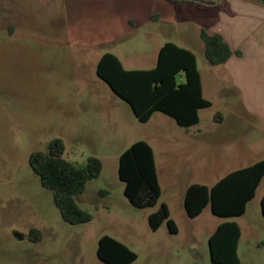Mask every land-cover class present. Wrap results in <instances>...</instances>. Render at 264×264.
<instances>
[{"label":"rangeland","instance_id":"374dc122","mask_svg":"<svg viewBox=\"0 0 264 264\" xmlns=\"http://www.w3.org/2000/svg\"><path fill=\"white\" fill-rule=\"evenodd\" d=\"M148 1L137 0L131 8L120 0H0V264H104L95 253L103 235L134 252L132 264H213L207 240L227 221L240 229L239 264L264 262V247L259 246L264 241V179L239 217L215 216L207 205L189 218L179 203L187 185L210 187L237 167L221 164L227 147L232 146L235 158L240 156L232 165L264 158V133L227 110H220L226 120L222 125L214 122L219 106L229 98L224 94L219 103L201 111L198 128L184 141L180 129L170 128L173 119L160 112L147 123L138 122L128 104L96 76L98 54L105 46L93 47V22L135 18ZM216 1L154 0L159 19L141 23L115 43L124 67L153 68L158 47L172 42L194 53L203 93L214 97L219 86L216 69L204 57L199 28L204 26L201 18L214 13L203 3ZM158 122L163 123L159 129ZM54 139L62 140L64 159L76 166H84L88 157L101 161L99 177L87 182L77 199L91 214L89 223L63 221L51 191L42 187L29 165L30 154L46 151ZM138 139L151 141L162 186L157 203L146 208L128 202L117 176L119 152ZM105 147L112 150L103 152ZM162 201L169 203L175 233L165 222L156 231L149 227L148 215ZM32 229L39 241L29 239Z\"/></svg>","mask_w":264,"mask_h":264},{"label":"trees","instance_id":"16d2710c","mask_svg":"<svg viewBox=\"0 0 264 264\" xmlns=\"http://www.w3.org/2000/svg\"><path fill=\"white\" fill-rule=\"evenodd\" d=\"M199 36L210 66L222 65L231 57L232 51L220 34L201 29ZM95 73L128 104L140 123H146L153 113L160 112L187 129L198 123V111L210 106V102L202 97L194 54L172 42L160 47L152 69L126 70L116 56L105 53L97 62ZM64 151L62 140L54 139L46 151L30 154L29 165L42 187L51 191L63 221L70 225L89 223L92 216L78 205L77 199L84 193L87 182L99 177L101 161L88 157L85 165L79 167L64 159ZM117 176L123 183V195L133 207H152L159 200L153 153L146 142L136 141L120 154ZM263 176L264 160H261L228 173L211 187L190 185L183 201L187 217H197L207 205L218 217L243 215ZM260 211L264 217V195L260 200ZM147 220L152 231L165 222L168 231L175 233V225L164 204L149 214ZM28 237L39 241L40 236L32 229ZM239 239L240 229L235 222L220 223L207 240L210 261L213 264H239ZM259 246L264 247V241ZM95 253L104 264H132L137 259L128 247L108 235L98 239Z\"/></svg>","mask_w":264,"mask_h":264},{"label":"crops","instance_id":"0c3cea01","mask_svg":"<svg viewBox=\"0 0 264 264\" xmlns=\"http://www.w3.org/2000/svg\"><path fill=\"white\" fill-rule=\"evenodd\" d=\"M120 1L123 4L124 3L128 4L131 8H134L138 3L137 0H120ZM153 1L154 0H149L147 2L149 6L145 7L144 11L139 10L140 13L135 14V18L124 17L121 20L104 19L93 22V26H94L93 31L95 33L91 34V37H95V38L92 45L93 47L94 45L105 46L103 49H100L97 62L99 61L100 57L103 54L111 53L117 57L123 68L126 69L119 57V53H121V50L117 52L118 48L115 47V43L118 42L120 40V37L125 35L127 32H131L133 29H136L137 26H141V23L151 24L153 21L159 19V16L155 14L156 11L154 7H152L151 3ZM203 6L206 7V9L207 8L213 9L214 13L210 15L206 14L203 18H201V21L205 27L202 25L199 28V34L201 29L205 30L210 34L212 33L220 34L225 40V42L228 44L230 50L232 51V55L227 60L226 63L218 66H210L211 69H216L215 70L216 79H218L217 82L219 85L218 89L215 92L214 97H205L203 93L202 78L198 70L200 75L202 97L210 102V106L219 103L218 98L224 94L228 95L229 98L234 97L232 100L226 97V101L222 102V104L219 106V111L215 114L213 121L217 122L218 125H222L226 120H225V116L221 113L220 110H227L229 111V115L234 119L239 120L240 122L244 123L245 125H247L252 129H256L264 133V0H218L216 2L203 3ZM72 37L75 36L72 35ZM76 37H81V35H76ZM162 45L158 47L156 51L157 54ZM157 54H156V62H157ZM126 70H144V69H126ZM223 82H227L229 85L227 84L228 86L224 88V86H222ZM202 110L204 109L198 111V123L196 125L184 129L178 126L173 120L175 126L173 127L170 126V128H173L172 130L175 129L174 131H178L180 129L179 130L181 131L180 138L182 140L185 141L186 139H189L190 137H192V128H198V125L200 124V113ZM156 113L157 112L153 113L147 122H149L153 117H156L155 116L157 115ZM123 114L126 116V110H124ZM121 116L122 115L120 111L119 117ZM256 122H259L260 127L256 125ZM162 126H163L162 122L161 123L158 122L156 125L158 129L161 128ZM197 133L204 135L207 132L197 131ZM136 141L146 142L152 150L155 171H156V176H157V181L160 188V196H161L162 186L156 168L155 152L153 149V145L149 139H138ZM136 141H131L128 147H130V145H132ZM106 147L105 149H101V150L103 152L112 150V149H107ZM231 147L232 146L227 147L226 150L228 151L224 152L227 154L221 164L223 165L226 163L230 167L232 166H237V167H235V169H232L226 174L219 177L214 183H212V185H214L217 181H219L221 178H223L232 171L248 167L258 161L264 160V158L257 159L252 163L243 166L232 165L233 162L237 163L240 156H236L235 158L233 156L234 151ZM126 149L119 152L118 158L120 154L124 152ZM244 155H246V152ZM263 179L264 176L262 177L255 191V195L253 199L256 198L258 188L261 186ZM190 185H187L179 195V200H180L179 203L183 209H184L183 206L184 195L186 189ZM122 190H123V186H122ZM99 192H101L102 195L105 196L109 194V192L106 190H100ZM263 195L264 192L261 194L260 200ZM81 201L83 202L84 200L81 199ZM161 204H164L166 206L169 214V218L173 221L171 217L169 203H167V201H162ZM173 223L175 225L174 221ZM175 230H177L176 226H175ZM263 263L264 262L260 264Z\"/></svg>","mask_w":264,"mask_h":264}]
</instances>
